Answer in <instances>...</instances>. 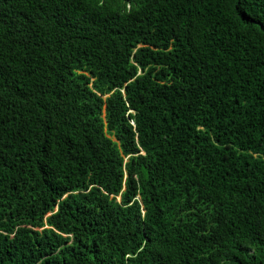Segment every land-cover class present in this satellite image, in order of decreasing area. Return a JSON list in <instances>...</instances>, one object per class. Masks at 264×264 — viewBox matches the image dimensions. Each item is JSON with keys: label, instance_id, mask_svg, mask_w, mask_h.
I'll return each instance as SVG.
<instances>
[{"label": "trees", "instance_id": "1", "mask_svg": "<svg viewBox=\"0 0 264 264\" xmlns=\"http://www.w3.org/2000/svg\"><path fill=\"white\" fill-rule=\"evenodd\" d=\"M0 264H264V0H0Z\"/></svg>", "mask_w": 264, "mask_h": 264}]
</instances>
